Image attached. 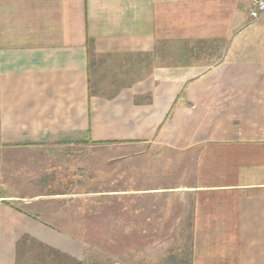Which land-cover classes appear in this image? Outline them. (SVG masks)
<instances>
[{
	"label": "crops",
	"instance_id": "obj_1",
	"mask_svg": "<svg viewBox=\"0 0 264 264\" xmlns=\"http://www.w3.org/2000/svg\"><path fill=\"white\" fill-rule=\"evenodd\" d=\"M251 1L0 0V264H264Z\"/></svg>",
	"mask_w": 264,
	"mask_h": 264
},
{
	"label": "trees",
	"instance_id": "obj_2",
	"mask_svg": "<svg viewBox=\"0 0 264 264\" xmlns=\"http://www.w3.org/2000/svg\"><path fill=\"white\" fill-rule=\"evenodd\" d=\"M89 229L94 230V224L89 223ZM88 226V224H86ZM90 232V231H89ZM94 237L84 238L83 241L88 245L95 243ZM22 251L27 254L31 264H87L85 261H80L74 257L68 256L58 250L49 249L40 243H28L27 240H23ZM24 257V256H23Z\"/></svg>",
	"mask_w": 264,
	"mask_h": 264
},
{
	"label": "rangeland",
	"instance_id": "obj_3",
	"mask_svg": "<svg viewBox=\"0 0 264 264\" xmlns=\"http://www.w3.org/2000/svg\"><path fill=\"white\" fill-rule=\"evenodd\" d=\"M248 18H249V22L247 23L246 26L252 25L253 28L254 27L256 28L258 26L257 21H251L250 17H248ZM244 37L248 38V41H254L255 38H258L260 36L250 34L247 32L244 34ZM89 151L92 152V151H94V149H89ZM94 163H95V159L89 158L87 161V165L85 166V168H87V169H83L84 171L87 172L88 178H90V180H88L89 184H91V182H94V179H92V178H94V171H95ZM88 227H90L89 223H88ZM84 243H85V241H84ZM83 251H84L83 260L86 261L88 264H102L106 260L105 256H101V255L97 256L96 255V240H95V243L93 242L89 245L87 243H85V247L83 248Z\"/></svg>",
	"mask_w": 264,
	"mask_h": 264
},
{
	"label": "built area",
	"instance_id": "obj_4",
	"mask_svg": "<svg viewBox=\"0 0 264 264\" xmlns=\"http://www.w3.org/2000/svg\"><path fill=\"white\" fill-rule=\"evenodd\" d=\"M248 14L251 21H258L264 15V0H252Z\"/></svg>",
	"mask_w": 264,
	"mask_h": 264
}]
</instances>
